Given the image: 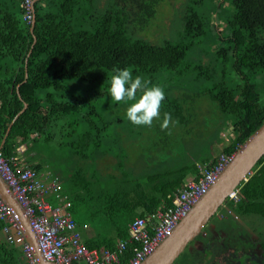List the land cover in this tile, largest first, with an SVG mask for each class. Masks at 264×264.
<instances>
[{"label":"trees","instance_id":"obj_1","mask_svg":"<svg viewBox=\"0 0 264 264\" xmlns=\"http://www.w3.org/2000/svg\"><path fill=\"white\" fill-rule=\"evenodd\" d=\"M169 1L42 0L32 30L21 0H0V146L28 103L1 149L8 159L17 156L20 163L49 169L47 174L60 180L73 218L94 231L83 235L89 247L115 248L128 237L137 216L173 205L188 177L201 175L199 164L212 165L217 152L234 154L264 122V0H185L175 35L159 33L160 42L154 43L132 31L147 32L158 8ZM113 65L128 67L154 84L170 81L161 119L168 112L176 123L162 131L165 139L154 155L152 147L134 152L147 126L108 119L96 105H88L104 95ZM192 72L195 79L187 84L203 79V92L219 105L234 136L217 151L208 147L198 155L191 150L179 162L170 159V146L183 142L178 126L195 122L194 109L170 91ZM92 87L97 90L89 94ZM239 198L229 206L244 224L241 230L249 229L264 250V155L240 183ZM215 223L222 228L220 221ZM188 247L173 264H197L214 256L213 249Z\"/></svg>","mask_w":264,"mask_h":264},{"label":"built area","instance_id":"obj_2","mask_svg":"<svg viewBox=\"0 0 264 264\" xmlns=\"http://www.w3.org/2000/svg\"><path fill=\"white\" fill-rule=\"evenodd\" d=\"M42 0H21L23 17L32 23L36 16V5ZM242 146V145H241ZM234 154L221 153L210 166L199 165L198 179H190L174 195L173 205L160 207L147 217H136L129 225L130 241L138 242L133 247L134 255L120 260L119 252L127 247V241H120L117 249L104 250L88 248L77 230V222L69 210L71 204H53L49 199L54 194L61 197L60 180L55 177L44 179L28 164L20 163L17 156L7 158L0 147V175L9 186L24 214L28 217L35 235V241L28 240L23 231L25 226L21 214L0 194V219L8 233V241L21 243L26 257L23 264H36L38 253L55 264H142L160 244L167 239L179 222L192 210L196 203L210 189ZM42 178V179H40ZM240 184L227 196V201L239 199ZM228 210V209H227ZM230 211V209L228 210ZM15 231L12 232L11 230Z\"/></svg>","mask_w":264,"mask_h":264},{"label":"rangeland","instance_id":"obj_3","mask_svg":"<svg viewBox=\"0 0 264 264\" xmlns=\"http://www.w3.org/2000/svg\"><path fill=\"white\" fill-rule=\"evenodd\" d=\"M184 2L185 0H175V1L170 0L169 3L162 4L158 8V12L156 16L152 19V21L150 20L151 24L147 32L142 31V30L138 31L139 29L133 28L130 25L132 31L138 35H139L138 32H140L141 34H145L146 37H149L152 41H155L154 43L160 42L158 41L160 38H157L159 33H160V36H164V37L175 35L177 32L176 29L179 27L178 19H180L182 16L181 6ZM219 28H222V26H220ZM192 70L197 72V69H192ZM193 78L195 79L194 73L192 72L190 73L189 76L185 78V80H182L179 83L174 84L176 87L172 91H170V94L179 93L180 95H182V97H184L188 103H191L193 105V109H194L192 113L194 114L195 122L192 123L191 126L190 125L178 126V129L181 130L179 134L183 137V142L180 141L179 145L170 146V159L177 158L178 159L177 161L179 162H181L182 160L186 161V159L189 158V152L191 150L196 151L198 155H202L203 153L207 152L208 147L214 148L217 151L221 148L219 145L223 141L230 142L234 136L233 126L230 124V121H228V118L223 114L219 105L203 92V87L205 86L203 79L199 80L200 83L198 85L193 84V86H189L187 84L188 83L187 81H190ZM155 84L161 85L164 89L165 95L168 94V91L170 90V81L160 79V81L159 82L157 81ZM95 90H97V88L92 87L90 90H88V93L89 94L94 93ZM185 93L187 96H185ZM88 105L89 106L96 105L99 111L101 112V114L108 119L123 118V122H126L127 120L124 115L126 105L123 102L119 104L112 102L110 98L108 97L107 87H106L104 95L100 96L99 94L98 97H96L95 99H91L88 102ZM94 116L96 117L98 115L94 114ZM117 124H121V122L118 121ZM225 124H229V125H225ZM159 125H160V121L154 119L150 127L147 126L142 129V135L139 136V143L136 145L137 147L136 149H134V152L143 153V151L141 150L137 151L138 147L141 146V147H147V149L149 147H152L150 150L151 155H154L157 153V151L155 150L156 146L157 148L161 147V143H159V140L165 139V136H162V135H165V133L162 132L164 131V129H161ZM169 127L170 126H168V128ZM186 127L191 130L188 132L185 131ZM222 135H223V138H222ZM187 141L188 142L191 141V143H187ZM190 144L192 145V148L188 150L189 147L191 146ZM197 145H198V148L196 149ZM236 152H234V154ZM132 157L133 159L137 158L136 154L135 156H132ZM145 157H146V153H144V159ZM144 164L146 163L142 162V165L146 166ZM37 171L39 172V170ZM42 172L43 171L41 170L40 174ZM225 202H224L225 204L223 203L224 204L223 208L227 209V206H228V208L231 210L230 206L228 205V203L230 204V201H225ZM229 214H230V220L228 221L229 223H225L222 226L220 230L221 235L219 236H222L221 237L222 242L224 241L226 243L227 242L226 239H227L229 241V246L235 250L234 253L231 254L234 257L233 261L235 262L237 259L240 262H249L247 264H253L255 262H260L259 260L260 258L258 257V255L255 254L249 248L251 241L250 242L246 241L247 243L246 242L243 243L244 241L239 239L237 243H234V241L231 239L235 237V233H234V236L232 233L230 237H226L227 233L228 234L231 233L232 227L230 226H232V223L236 224L237 227H238V224L240 227L244 225L240 223V221H238L239 219L237 220L233 219L231 216L232 215L231 212H229ZM74 215H76V217L79 219L82 218L81 215H77V214H74ZM215 220H216V217L214 215L213 218H211L209 222L205 225L202 232L205 231V229L210 230V228L220 227V226H216V224L213 223ZM81 226L83 227V224H81ZM222 230L227 233L224 234ZM238 231L241 233L245 232V230H240V229H238ZM224 238L225 240H223ZM241 238H244V237H241ZM252 247H254V243H252ZM241 248L242 250L239 251ZM247 249H250V251L248 252ZM187 254L188 253L185 254L186 255L185 257H187ZM247 258L249 260H247ZM177 261H179V259ZM209 263H210V258L204 264H209Z\"/></svg>","mask_w":264,"mask_h":264},{"label":"water","instance_id":"obj_4","mask_svg":"<svg viewBox=\"0 0 264 264\" xmlns=\"http://www.w3.org/2000/svg\"><path fill=\"white\" fill-rule=\"evenodd\" d=\"M35 22L36 16L31 23L32 30L34 29ZM35 42L36 37L34 39V43ZM27 77L28 72L26 71L24 81L27 80ZM27 106L28 103L25 102L23 109L12 120L8 126L3 142L8 136L14 121L27 108ZM263 155L264 122L237 150L207 193L200 198L192 210L179 222L174 232L165 239L160 246L143 261L142 264H173L178 256L184 251L185 247H187L189 242L198 237L202 232L203 227L209 222L219 208L226 203L225 201H227L229 193L232 192V190H234V188L242 181L248 179V174L252 172L253 167ZM0 194L9 204L13 205L15 209L21 213V220L25 226L23 231L27 234L28 240L34 242L35 235L30 226L29 219L24 214V210L16 196L10 192L9 186L1 175ZM227 209L229 210L228 206ZM229 212L235 216V213L232 210ZM38 258L36 264H55L54 262L43 258L39 253Z\"/></svg>","mask_w":264,"mask_h":264},{"label":"clouds","instance_id":"obj_5","mask_svg":"<svg viewBox=\"0 0 264 264\" xmlns=\"http://www.w3.org/2000/svg\"><path fill=\"white\" fill-rule=\"evenodd\" d=\"M107 93L112 102L126 105L124 115L135 126L150 127L154 119L160 121L161 129L168 128L170 122L176 123L168 112H164L161 119V103L165 98L163 87L134 74L128 67L113 65Z\"/></svg>","mask_w":264,"mask_h":264},{"label":"flooded vegetation","instance_id":"obj_6","mask_svg":"<svg viewBox=\"0 0 264 264\" xmlns=\"http://www.w3.org/2000/svg\"><path fill=\"white\" fill-rule=\"evenodd\" d=\"M240 199V198H239ZM239 199L236 201L238 202ZM229 205V203H228ZM232 210V209H231ZM227 209H224L223 206L219 208V210L214 214L215 217H216V220L217 221H220V223L222 224L221 226H223L225 223H229L228 221L230 220V215L229 213H227ZM229 212V211H228ZM213 215V216H214ZM233 219H239L237 215L233 216L231 215ZM213 218V217H212ZM231 218V219H232ZM215 223V221L213 222ZM219 223V224H220ZM216 224V223H215ZM234 226V227H233ZM205 227V226H204ZM203 227V229H204ZM232 230H231V233H227V232H224L222 230V232L227 233L226 237H230L233 233V236H234V233H235V237L232 238L231 240L234 241V243H237L238 240L241 238V237H244V239L246 238L247 239V242L251 241L250 245H249V248L255 253L258 255V257L260 258V262H255L253 264H264V254H263V248L261 246V242L259 241V238L258 237H254L252 234H251V231H245L243 233L239 232L238 229L241 230V227L239 226L238 224V227L236 224L232 223ZM237 229V230H236ZM221 229H217V227H214V228H210V230L208 229H205V231L201 232L198 237L191 241L187 246H189L188 248H193V245L195 242H197L199 248L198 249H202L204 247H206L207 249H213L214 250V256H209L207 255L206 257H213V259L210 260V263H214V264H221V263H224V264H247L249 262H240L239 260L236 259V261L234 262L233 259L234 257L231 255L234 253V249H232L230 246H229V241L226 239V243L223 241L222 242V236H219L221 235V232H220ZM240 233V234H239ZM244 234V235H242ZM225 236V235H223ZM207 238H212L211 242L208 244V241H207ZM246 239L244 240L246 242ZM225 240V238L223 239ZM246 242V243H247ZM252 243H254V247H252ZM235 246V245H234ZM217 247H219L217 249ZM221 247V249H220ZM186 248V247H185ZM226 248V249H225ZM243 248V247H242ZM242 248L239 250L241 251ZM253 248V249H252ZM250 249H247V251L249 252ZM185 250V249H184ZM223 250V251H222ZM259 250V252H258ZM237 251V250H236ZM225 258H224V256ZM208 259H199L198 260V263L197 264H204ZM247 260H249L247 258ZM238 261V262H237ZM209 263V264H210Z\"/></svg>","mask_w":264,"mask_h":264},{"label":"crops","instance_id":"obj_7","mask_svg":"<svg viewBox=\"0 0 264 264\" xmlns=\"http://www.w3.org/2000/svg\"><path fill=\"white\" fill-rule=\"evenodd\" d=\"M222 138H223V135H222ZM3 143L4 142L2 140V145H3ZM226 143H229V142H226V141L224 142L223 141L219 146L221 147V146H223ZM2 145L0 147H2ZM24 149H25V145H21L18 150L22 152ZM219 154H221V153L220 152L219 153L218 152L217 153H214L213 154V159L214 158H217L219 156ZM22 163L23 164H27V162H23V161H22ZM199 165H201V164H199ZM201 166H206V165H201ZM40 171L41 170H39V173H40ZM42 171L43 172L40 174V176L42 178H44V179H47V180L50 179L51 175L47 174L49 172V169H42ZM52 177L55 178L53 175H52ZM42 178H40V179H42ZM192 178H194V177H192V176L188 177V179H192ZM60 184H61V182H60ZM60 193H61V197L63 199L60 198L58 201H55V203H53L52 201L51 202L53 204H63V201H64V203L66 201H69L70 204L72 205L71 200L69 199L68 194L64 192L62 185H61ZM51 197H55V195L54 194H51L49 196V198H51ZM71 215H72V213H71ZM72 217H73V215H72ZM137 217H140V216H137ZM2 223H4L3 226H1ZM5 225H6V222L0 219V264H11V263L12 264H23L24 262H26V257H25L24 251H23V246L21 245V243H17V242L11 243V242L8 241V238H7L8 233L4 229V226ZM77 230L79 231V233H80V235L82 237L83 243L88 248H91V249L92 248L93 249L96 248V249L100 250L101 253H103L104 250H106V249L115 250V249H117V246H118V244H119L120 241H123V240L127 241V247L124 250H122V251H120L118 253L120 260H123V261L124 260H128L129 258H131L134 255V249H133V247L138 244V242H128V240L130 241V230H129L128 237L126 239H120L117 242L115 248H113V249L106 248V247H97V246L89 247L87 245V243H86L83 235H84V232L86 234H89V235L94 234V231L92 230V227L91 226H88V225H84L82 227V226H79L78 223H77ZM11 231L14 232L15 230L12 229ZM195 239H193V240H195ZM245 239L244 238H240V240H242V241H244ZM246 241H247V239H246ZM243 243H245V241ZM193 247L195 249H198L199 248L197 242L194 243ZM128 252H130V255H128ZM3 255L4 256L5 255L9 256L8 257V260L2 261L1 256H3Z\"/></svg>","mask_w":264,"mask_h":264},{"label":"bare ground","instance_id":"obj_8","mask_svg":"<svg viewBox=\"0 0 264 264\" xmlns=\"http://www.w3.org/2000/svg\"><path fill=\"white\" fill-rule=\"evenodd\" d=\"M21 214V213H20Z\"/></svg>","mask_w":264,"mask_h":264}]
</instances>
